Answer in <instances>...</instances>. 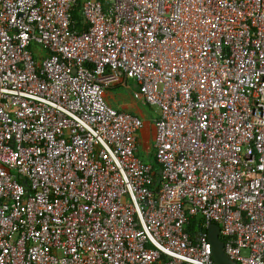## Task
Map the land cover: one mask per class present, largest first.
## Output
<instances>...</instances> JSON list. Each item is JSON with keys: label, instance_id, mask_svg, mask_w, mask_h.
Instances as JSON below:
<instances>
[{"label": "built area", "instance_id": "2783aa9c", "mask_svg": "<svg viewBox=\"0 0 264 264\" xmlns=\"http://www.w3.org/2000/svg\"><path fill=\"white\" fill-rule=\"evenodd\" d=\"M76 4L0 0V264H264V0Z\"/></svg>", "mask_w": 264, "mask_h": 264}, {"label": "crops", "instance_id": "0c3cea01", "mask_svg": "<svg viewBox=\"0 0 264 264\" xmlns=\"http://www.w3.org/2000/svg\"><path fill=\"white\" fill-rule=\"evenodd\" d=\"M86 1H92V2H102V0H80V3H84ZM79 3V5H81ZM80 17H77V20ZM78 23H80V21H78ZM132 85L128 84L124 87H118L115 86L113 88L110 87V90L108 89L107 92L105 93V98L107 105L109 107H111L114 110L117 111H121V112H126L129 114H133L136 115L138 117H140L143 121H148L149 122V114H148V110H150L147 106L141 104L138 101H135L132 96H131V92H132ZM113 90V91H112ZM111 91V92H109ZM148 109V110H147ZM152 123L153 126V121L149 122ZM154 129V128H153ZM140 136H141V132H140ZM140 139V137H139ZM143 142V141H141ZM138 143H140L138 141ZM141 147V146H139ZM146 147V146H144ZM145 150V152H148V149L142 148Z\"/></svg>", "mask_w": 264, "mask_h": 264}, {"label": "rangeland", "instance_id": "374dc122", "mask_svg": "<svg viewBox=\"0 0 264 264\" xmlns=\"http://www.w3.org/2000/svg\"><path fill=\"white\" fill-rule=\"evenodd\" d=\"M107 1L108 0H102V3L106 4ZM79 3H80V0H77L75 10L73 11V14H72L73 29H74V25H75L74 23L76 22L77 17H81V13H80L79 7H78V6H80ZM75 26H77V24ZM111 88H113V87H111ZM108 89L110 90V88H108ZM107 90H106V92H107ZM109 92H111V91H109ZM105 101H106V99H105ZM148 114H149V118H150L149 122L153 121L152 119H154V118H153V113L151 112V110H148ZM149 122L144 120V126H143V129L141 130V136L139 139V142H140L139 146H141V149L145 148V149L149 150V152H145L144 149L140 150V156L145 161H150L153 158L151 145H152V137H153L154 129H153L152 123H149ZM141 141H143V142H141ZM144 146H146V147H144Z\"/></svg>", "mask_w": 264, "mask_h": 264}, {"label": "water", "instance_id": "95a60500", "mask_svg": "<svg viewBox=\"0 0 264 264\" xmlns=\"http://www.w3.org/2000/svg\"><path fill=\"white\" fill-rule=\"evenodd\" d=\"M207 240L211 246V258L213 264H237L235 261L228 259L223 252V243L219 236V228L214 225H209L206 229Z\"/></svg>", "mask_w": 264, "mask_h": 264}, {"label": "trees", "instance_id": "16d2710c", "mask_svg": "<svg viewBox=\"0 0 264 264\" xmlns=\"http://www.w3.org/2000/svg\"><path fill=\"white\" fill-rule=\"evenodd\" d=\"M76 21H80V18H79L78 20H76ZM77 24H78V23H77ZM74 27H75V26H74ZM152 157H153V156H152ZM149 162L152 164V166H153V168H154L155 170L158 169V166H157L156 163H155L154 157H153ZM201 225H202V223H201L200 220H198V219H193V220H191V222H190V224H189V226H188V228H187V232L189 233V235H190L191 237H193V236L195 235V232H197V231L200 230Z\"/></svg>", "mask_w": 264, "mask_h": 264}, {"label": "bare ground", "instance_id": "6f19581e", "mask_svg": "<svg viewBox=\"0 0 264 264\" xmlns=\"http://www.w3.org/2000/svg\"><path fill=\"white\" fill-rule=\"evenodd\" d=\"M77 23H78V21H76L74 24L76 25ZM75 25H74V26H75Z\"/></svg>", "mask_w": 264, "mask_h": 264}]
</instances>
